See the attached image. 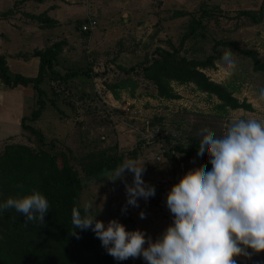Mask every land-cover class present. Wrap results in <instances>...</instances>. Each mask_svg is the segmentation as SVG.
Returning a JSON list of instances; mask_svg holds the SVG:
<instances>
[{"label": "rangeland", "instance_id": "1", "mask_svg": "<svg viewBox=\"0 0 264 264\" xmlns=\"http://www.w3.org/2000/svg\"><path fill=\"white\" fill-rule=\"evenodd\" d=\"M7 4L8 0H0V9L10 7ZM72 4L74 7H63L57 12L58 17H72L62 24L63 27L46 26L42 32L45 39L51 37L45 43L60 39L66 41L58 54L55 69L62 74L77 70L79 74L67 81L53 77L44 80L41 86L46 92L43 96L46 108L33 124L43 132L47 141L56 140L57 148H71L77 155V165L83 154L89 151L97 154L95 157L105 151L112 155L121 154L120 163L127 158L146 159L143 179L155 187V195L144 202L139 199L141 204H149L153 209L156 206L161 208L160 203L166 207V199L156 189L158 183L163 185L166 181L172 183L173 188H180L193 175L205 171V165L196 173L191 171L199 160L198 149L187 158L175 146L186 148L204 134L220 136L233 118L264 119V103L258 102L256 96L257 89L264 86V71L254 70L251 58L230 47L219 45L217 49L222 51L221 58L215 59L212 67H205L202 71L211 80L227 86L240 101L251 103L252 111L222 108L216 96L203 92L192 82L180 84L172 81V88L179 97L161 98L157 96L154 84L140 71V65L151 60L158 46L177 51L189 59L204 60L213 53L216 42L227 39L238 40L242 45L257 50L264 62V0H74ZM261 5L263 17L259 23L237 16L241 9L257 12ZM203 8L213 11V14L203 19L196 35L184 38L191 21L200 16ZM23 9L21 16L10 18L20 25H25V19H29L27 22L31 29L32 24L39 22L31 17V12H38L34 14L36 16L42 14L41 5L35 0H26ZM175 10H184L186 14L174 17ZM92 18L97 22L94 28L81 31L82 23ZM7 24H10L9 20H1L0 31L10 34ZM11 39V50L21 48L25 42L15 37ZM42 42V36L29 33L23 51ZM229 58L235 60L237 68L225 80L221 66ZM10 63L11 73L24 76L37 73L38 63ZM137 64V71L130 74H125L119 67ZM83 70H88L90 76ZM129 78L136 84L134 96L130 95L133 82L129 81V86L118 88L119 98L116 99L108 84ZM24 87L13 89L6 96L8 104L0 114V139L12 136L18 142L35 147V137L26 133L20 122L11 116L14 112L15 116L19 114L22 117L36 107L37 93L31 86ZM163 167L171 172L170 179L158 178L157 174ZM108 172L82 178L79 203L94 198L96 194L94 202L102 204L96 218L105 223L116 218L130 230L126 224L129 213L121 211L122 206H126L124 183L120 179L115 183L107 180L103 176ZM125 180L131 183L130 173H126ZM148 207L143 206L145 209ZM137 216L134 215L136 220ZM86 256L94 259L92 254ZM115 262L145 264L140 257ZM237 264H264V251L254 254L251 259L238 258Z\"/></svg>", "mask_w": 264, "mask_h": 264}, {"label": "clouds", "instance_id": "2", "mask_svg": "<svg viewBox=\"0 0 264 264\" xmlns=\"http://www.w3.org/2000/svg\"><path fill=\"white\" fill-rule=\"evenodd\" d=\"M236 68L234 59H225L223 78H230ZM256 96L264 103V86ZM199 141V160L191 171L196 173L206 162L211 167L168 194L167 214L174 226L164 238L154 240L141 229H126L116 218L106 223L97 219L102 204L94 202L96 194L72 209L69 234L78 239V229L91 230L114 260L140 257L145 264H237V257L251 259L264 251V119L233 118L222 135L204 134ZM145 160L127 158L103 176L124 183L122 212L155 195V187L143 179ZM126 173L131 174V183L125 180ZM8 209L19 213L25 224L43 225L50 205L33 189L0 200V214ZM139 216L143 219L145 213L140 211Z\"/></svg>", "mask_w": 264, "mask_h": 264}, {"label": "trees", "instance_id": "3", "mask_svg": "<svg viewBox=\"0 0 264 264\" xmlns=\"http://www.w3.org/2000/svg\"><path fill=\"white\" fill-rule=\"evenodd\" d=\"M24 1L26 0H19ZM10 12L11 10H8L0 15L5 17ZM212 12L203 8L200 16L191 21L183 37L196 35L202 27L203 19L212 15ZM173 14L174 17H179L184 16L186 12L175 10ZM237 16L248 17L253 23H259L263 17V5L257 12L241 9ZM31 17L45 27L57 24V21L48 17L46 13ZM65 43L64 39H60L44 49L32 52L33 56L39 57L38 72L34 77L11 73L5 56L0 54V82L8 88L19 85L31 86L38 95L36 107L21 118L20 124L26 133L35 137L36 146L13 142L6 144L0 153V200L9 196H22L36 189L47 197L50 205L43 225L31 222L25 224L24 218L14 209H8L0 214V264H116L113 257L101 247L100 241L91 230L78 229V239L69 233L72 230V209L80 205L82 178L99 176L113 169L120 164L123 156L105 151L95 157L97 154L89 151L83 154L84 160L78 161L77 165V155L71 148H57L56 140L47 141L43 132L33 124L46 108L43 98L46 92L41 86L44 80L53 77L59 81H67L79 74L77 70L62 74L55 69L58 54ZM219 45L230 47L248 56L254 70L264 71V62L261 61L257 50L242 45L238 40L229 39L216 42L213 53L204 60L189 59L179 55L177 51L158 46L154 49L151 60L140 65V71L145 79L154 84L157 96L161 98L179 97L172 88V81L180 84L192 82L203 92L216 96L222 108L252 111L251 103L246 100L240 101L227 86L211 80L202 71L205 67H212L215 59L221 58L222 51L217 49ZM137 66L139 65H119L125 74L137 71ZM83 73L90 76L88 70H83ZM129 81L133 82L130 95L134 96L136 84L130 78L124 82L108 84L107 87L118 99V88L129 86ZM201 146L200 141L195 140L186 148L182 146L175 148L190 158ZM210 167L211 165L206 162L205 171ZM126 224L130 230L137 229L131 217L127 218ZM88 253L92 254L93 260L87 258Z\"/></svg>", "mask_w": 264, "mask_h": 264}, {"label": "crops", "instance_id": "4", "mask_svg": "<svg viewBox=\"0 0 264 264\" xmlns=\"http://www.w3.org/2000/svg\"><path fill=\"white\" fill-rule=\"evenodd\" d=\"M73 1L74 0H44L42 2H38L36 1L39 5H41V10L42 13H46L48 17L53 18L57 21V24L54 25L55 27L58 26H62V24L65 21H68L69 18L72 17H58V11H60L63 7H74L73 6ZM24 2H19V0H8V4L7 7L5 9H0V13H4L6 12V10H11V12L6 15L5 17L0 15V21L1 20H6V21H10V24H7V30L10 34L5 33L3 31H0V54L4 55L8 65H11L12 63H10V61L15 62L17 65H26L27 63H34V65L36 63H38L39 66V57L33 56L32 52L34 50H38V49H44L45 47L51 45L53 42H48L45 43L47 40H49L51 37L49 38H44L43 37V32L46 28L43 25H41V23H36V24H32L34 25L31 29H29V23L27 22L29 19H25V25L24 23H21V25L14 19L10 18V17H16V16H21V12L24 10L23 9V5ZM113 7V6H112ZM115 8V7H113ZM27 12V11H25ZM29 12V11H28ZM32 15H34L35 13L38 14V12H31ZM41 14V13H40ZM55 14V15H54ZM76 18V17H73ZM88 21V20H87ZM85 22L82 23V25ZM97 23V22H96ZM36 25V26H35ZM63 27V26H62ZM81 28V26H80ZM81 30V29H80ZM82 31V30H81ZM29 33L34 34L35 36H42V43H35L33 45H31V47H29L27 50H24V43L27 41L28 35ZM2 37V38H1ZM12 37H15L16 40H20L22 41L23 39L25 40V42L22 44L23 49L18 48L15 50H11L9 49L11 47V42H12ZM14 43V42H13ZM15 44V43H14ZM37 72H38V67H37ZM37 75V73H36ZM34 75V76H36ZM34 76H28V77H34ZM16 88H20V89H24L25 87L22 85H19L17 87L14 88H8L5 87L1 82H0V114L4 111L5 109V104H8V100L6 99V96H8V94L10 92L13 91V89ZM9 106V105H8ZM12 117H15L16 121H19V125L21 124V115H16L13 112ZM21 127V125H20ZM13 142H18L15 137L12 136H7L6 139H0V153L3 150L4 146L8 143H13ZM18 143H22V142H18ZM170 166V165H169ZM171 167V166H170ZM171 172H168L166 167H163V170L160 171V173L157 174L158 178H160V180H167L171 178ZM180 174V173H178ZM186 176V175H185ZM115 183V182H112ZM142 202H144V200H140ZM138 206L137 207H130L127 206V211L129 213V217L132 218L135 226L138 229H141L145 232V234H149L150 232V237H152V239H162L164 238L167 234H169L170 232L173 231V226L172 224H174V222L171 220V218L168 216L167 214V206L164 207L163 205H161V208H157V206L155 207V209L151 208V205L149 204H141L140 202H138ZM149 206L148 209L143 208V206ZM163 207V208H162ZM141 209V210H140ZM143 211L145 213V218L141 219L139 216V212ZM157 211V212H156ZM155 213V214H154ZM138 215V220H136V216L134 217V215ZM149 232V233H148ZM243 259L244 257H237L236 259ZM246 259V258H245Z\"/></svg>", "mask_w": 264, "mask_h": 264}, {"label": "built area", "instance_id": "5", "mask_svg": "<svg viewBox=\"0 0 264 264\" xmlns=\"http://www.w3.org/2000/svg\"><path fill=\"white\" fill-rule=\"evenodd\" d=\"M95 25H96V20H94L93 18L89 19L87 23H85L81 26V30L82 31L91 30L94 28ZM158 158H160V157H158ZM172 185H173L172 183L163 181V185H160L158 183L156 189L160 191V193H161L160 196L167 200L168 194L173 189ZM176 189H179V188H176ZM160 205H164V204L160 203Z\"/></svg>", "mask_w": 264, "mask_h": 264}]
</instances>
